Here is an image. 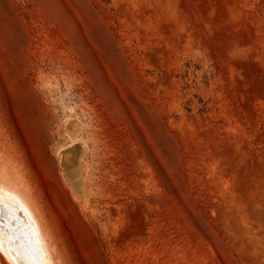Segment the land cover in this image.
Returning a JSON list of instances; mask_svg holds the SVG:
<instances>
[{"label":"rangeland","instance_id":"374dc122","mask_svg":"<svg viewBox=\"0 0 264 264\" xmlns=\"http://www.w3.org/2000/svg\"><path fill=\"white\" fill-rule=\"evenodd\" d=\"M0 183L53 264H264V0H0Z\"/></svg>","mask_w":264,"mask_h":264},{"label":"bare ground","instance_id":"6f19581e","mask_svg":"<svg viewBox=\"0 0 264 264\" xmlns=\"http://www.w3.org/2000/svg\"><path fill=\"white\" fill-rule=\"evenodd\" d=\"M13 186L0 183V252L11 264H53L36 212Z\"/></svg>","mask_w":264,"mask_h":264}]
</instances>
